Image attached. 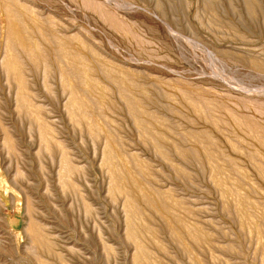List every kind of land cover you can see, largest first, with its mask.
<instances>
[{"label":"rangeland","instance_id":"obj_1","mask_svg":"<svg viewBox=\"0 0 264 264\" xmlns=\"http://www.w3.org/2000/svg\"><path fill=\"white\" fill-rule=\"evenodd\" d=\"M0 264H264V0H0Z\"/></svg>","mask_w":264,"mask_h":264},{"label":"bare ground","instance_id":"obj_2","mask_svg":"<svg viewBox=\"0 0 264 264\" xmlns=\"http://www.w3.org/2000/svg\"><path fill=\"white\" fill-rule=\"evenodd\" d=\"M11 14V13H10ZM10 14L8 13L7 15L10 17V19H11V21H12V16H10ZM14 22V21H13ZM13 22H11V24H12V26H15V24L13 23ZM11 26V25H10ZM15 28V27H14ZM10 30H12V29H10ZM18 34V33H17ZM16 35V34H15ZM74 99V98H73ZM75 100V99H74ZM73 100V101H74ZM79 99H77V101H78ZM24 102H26V100H25V96H24V94H23V90L21 89L20 90V96H19V103L21 104V103H23V104H25ZM25 105H28L27 103L25 104ZM73 116L74 117H77V116H80V114H82V113H80L81 111V106L79 105V104H76V103H73ZM29 106V105H28ZM28 106H27V108H28ZM30 107V106H29ZM29 109V108H28ZM72 110V109H71ZM29 111H30V109H29ZM83 112V111H82ZM84 113V112H83ZM83 116H84V114H83ZM37 117V116H36ZM81 118V117H80ZM86 118V117H85ZM83 119H84V117H83ZM113 152V151H112ZM106 160V163H109L110 161H111V156H110V154H108V155H106V158H105ZM214 179H215V181H216V183H218L219 185H221L222 183H221V180H220V178L218 177V176H216V177H214ZM112 189L113 190H118V191H122V192H125V193H127L128 194V196H129V201L127 202L128 203V206H129V208H127V211H128V213H127V218H129V221H130V223H132L131 222V220L132 221H135V219L137 218V217H135V211H134V205H133V198H134V200H135V198H137V197H139L141 194H140V188H138V186L135 184V182H133V180L132 181H130V187H129V185H128V187L126 188V187H124L123 185H122V182H121V179H118V175L116 174L115 175V178H113L112 179ZM133 188V189H132ZM132 190H135L134 192L132 191ZM126 194V195H127ZM226 197H231L230 196V193L228 192H226ZM137 215V214H136ZM246 216V215H245ZM178 217V216H177ZM177 217H176V219H177ZM244 217V216H243ZM247 218V217H246ZM245 218V220H246V224H248V226L249 225H251V222L248 220V218L246 219ZM128 221V222H129ZM130 225V224H129ZM32 229V228H31ZM30 230V229H29ZM192 231H194V230H192ZM130 236H133L132 238H134V240H135V242L137 241V240H139L138 239V235H140L141 233L138 231V229H137V227H133L130 231ZM139 242L137 241V244H136V246H140L139 244H138ZM139 249V258H141V259H143L145 256H143V251H142V248H141V246L140 247H138ZM144 249V248H143ZM142 256V257H141Z\"/></svg>","mask_w":264,"mask_h":264}]
</instances>
